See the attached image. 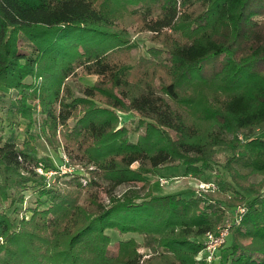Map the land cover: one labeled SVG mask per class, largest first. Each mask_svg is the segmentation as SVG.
I'll return each instance as SVG.
<instances>
[{"label":"trees","instance_id":"trees-1","mask_svg":"<svg viewBox=\"0 0 264 264\" xmlns=\"http://www.w3.org/2000/svg\"><path fill=\"white\" fill-rule=\"evenodd\" d=\"M0 111L26 135L0 132V264H206L204 235L238 206L214 264H264V0H0ZM35 122L85 180L38 173L54 167L29 147ZM218 148L214 189L145 190L171 167L201 178ZM107 230L141 242L108 255Z\"/></svg>","mask_w":264,"mask_h":264},{"label":"rangeland","instance_id":"rangeland-1","mask_svg":"<svg viewBox=\"0 0 264 264\" xmlns=\"http://www.w3.org/2000/svg\"><path fill=\"white\" fill-rule=\"evenodd\" d=\"M149 33H139L134 34L131 36V38L138 44V52L140 50H143L146 48L150 41L148 40ZM95 81V76H80L76 81L73 79H68L67 83L71 87L76 88L77 84L82 85H91ZM25 83H30L31 78L27 77L24 80ZM7 93V92H6ZM31 105V104H30ZM34 117L35 119H38L41 117L39 114V109L36 108L34 111ZM121 123L132 119L135 117V115L129 113V114H119ZM2 112L0 111V132L3 135V137L11 136L14 137L16 141H22L24 138H26L24 129L25 125L24 122L21 121V123L18 126H8L7 122L3 120ZM37 120V121H38ZM264 129V123L259 125L255 131H261ZM30 133L33 135L31 138V141L29 143V147L32 150L33 154L40 158H48L54 169H51L49 171H42V169H38V173L42 174L48 182L52 183L54 178L56 176H61L65 174H79L82 177V180H85L86 176L84 170L79 167V165H73L67 156L60 150L55 149L50 143L45 141L43 137H38V122H35L34 125L30 128ZM135 137V135H133ZM244 137L240 134L238 136V139H243ZM229 154L228 150L225 148H218L217 154H216V163L217 166L213 171L205 170L201 178L197 179L190 175H185L183 172L182 167H171L163 170H159L157 175H146L144 176L147 182V185L145 186V190L149 191L151 193V196H165V195H175L177 197L179 196H190L195 195L196 192L199 189H214L215 184V175L216 171H219L222 173V177L224 179H229L228 174L223 172V169L221 166L224 163L225 157ZM61 176L62 179H67V176ZM260 177H253L252 181H259ZM209 185L208 187L203 185ZM138 187L142 185V183H136ZM145 191V192H146ZM99 198L102 201H106V196L103 193L99 194ZM31 205L29 201H25L23 206ZM17 207H20V205H17ZM237 214L229 220L225 219L222 224L217 226L212 233H214L216 230L223 228L227 231L226 235L223 236V240L220 243H217L215 246L210 248V251L203 250L200 255L198 254L197 257H200L198 260L202 261L206 264H214L217 263V261L221 258V253H223L224 247L227 245V242L230 238V231L229 228L232 224L237 222L239 220V214L242 215L244 213V208L242 206L236 207ZM18 214V212L16 213ZM28 215V213H26ZM106 233L111 238V243L108 247V255H115L116 253V242L119 239H126L129 237H133L135 240H137L139 243L141 242V237L136 234H127L125 236H119L116 234V232L107 230Z\"/></svg>","mask_w":264,"mask_h":264},{"label":"built area","instance_id":"built-area-1","mask_svg":"<svg viewBox=\"0 0 264 264\" xmlns=\"http://www.w3.org/2000/svg\"><path fill=\"white\" fill-rule=\"evenodd\" d=\"M208 187L209 185H203ZM227 233V231L223 228L222 230L218 229L216 230L214 233H207L204 235L203 238V248L199 251V255L200 253L205 250V251H210L213 246H215L217 243L222 242L223 240V236H225ZM197 254V255H198ZM200 257H196V259L198 260Z\"/></svg>","mask_w":264,"mask_h":264}]
</instances>
